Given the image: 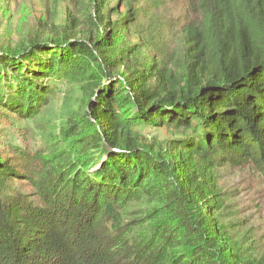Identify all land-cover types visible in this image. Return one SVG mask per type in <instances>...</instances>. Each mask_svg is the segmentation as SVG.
Segmentation results:
<instances>
[{"label":"trees","instance_id":"1","mask_svg":"<svg viewBox=\"0 0 264 264\" xmlns=\"http://www.w3.org/2000/svg\"><path fill=\"white\" fill-rule=\"evenodd\" d=\"M139 2L76 0L60 22L53 0L23 40L2 34L3 109L36 119L52 80L79 99L49 148L0 153V264H264L223 224L220 186L226 166L264 179V0H187L153 57L141 23L163 4Z\"/></svg>","mask_w":264,"mask_h":264},{"label":"rangeland","instance_id":"2","mask_svg":"<svg viewBox=\"0 0 264 264\" xmlns=\"http://www.w3.org/2000/svg\"><path fill=\"white\" fill-rule=\"evenodd\" d=\"M76 0H60L59 21L63 22L64 10L74 8ZM137 9L142 8L139 0H130ZM12 4L11 20L5 8ZM0 0V43L5 42L3 36L15 38L17 27L23 16L35 18L46 17L51 12L53 0ZM163 7L149 12L141 26L147 27V39L151 47L144 50L147 56H160L178 46L179 36L175 32L183 25L187 0H161ZM113 4L121 5V0H113ZM31 19V20H32ZM117 20L114 16L113 21ZM137 26L122 33L119 47L123 48L130 42H138ZM55 91L48 106L32 121L21 119L12 111L0 106V153H12L14 146L28 152L42 151L49 148V133L58 132L61 124L77 109L79 94L75 87H68L57 80L50 81ZM147 138L159 137L161 140L170 138L164 130L148 128ZM220 186L225 193L228 208L222 213V222L226 224L234 237L242 242L254 254L264 253V179L251 167L220 170ZM130 210H134L131 208Z\"/></svg>","mask_w":264,"mask_h":264}]
</instances>
